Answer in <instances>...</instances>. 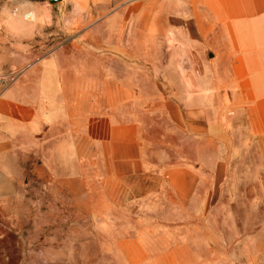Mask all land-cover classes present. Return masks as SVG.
I'll use <instances>...</instances> for the list:
<instances>
[{"label":"rangeland","instance_id":"1","mask_svg":"<svg viewBox=\"0 0 264 264\" xmlns=\"http://www.w3.org/2000/svg\"><path fill=\"white\" fill-rule=\"evenodd\" d=\"M169 1L179 6L182 0H0V88L56 48L65 71L78 56L80 70L97 79L125 72L150 52L140 42L154 34L157 14L168 11ZM214 1L236 14H254L264 25V0ZM119 41L127 47L118 48ZM192 50L205 65L217 60L210 44H202V55ZM190 84V103L172 95L177 111L146 113L144 136L135 142L121 143L119 129L111 144L91 137L85 117L91 105L80 96L73 107L79 126L72 135L65 116L62 147L44 145L40 135L22 141L16 152H7L11 141L3 146L0 264H264V251L255 249L264 246V103L235 111L222 88L227 105L220 102V111L212 112L201 96L202 81ZM141 86L150 85L141 80ZM189 110L192 117L200 110L219 115L225 141L185 133ZM215 156L223 175L204 187ZM175 169L180 173L173 175Z\"/></svg>","mask_w":264,"mask_h":264},{"label":"crops","instance_id":"2","mask_svg":"<svg viewBox=\"0 0 264 264\" xmlns=\"http://www.w3.org/2000/svg\"><path fill=\"white\" fill-rule=\"evenodd\" d=\"M199 1L182 0L179 6L169 1L168 11L157 14L159 23L150 31L154 34L144 36L140 42L150 52H145L140 64L127 66L123 73L104 72L97 79L91 72L80 70L78 56L73 57L70 71H65L59 48L35 61L38 67L6 89L0 88V152L9 141L13 147L7 152H16L22 141L26 143V139L37 135L44 145L62 147L65 116L72 135L79 126V111L75 110L74 117L73 107L79 104L80 96L87 97L91 105L92 113L85 116L91 128L89 135L99 137L100 144H111L114 140L108 138L117 136L116 129L125 139H121V143L140 140L139 137L144 136L146 113L177 111L172 95L181 97L180 102L184 104L190 103L186 96L192 92V79L202 81L201 96L208 98L209 111L219 112L220 102L227 105L222 88H227L228 96H232L235 111L251 112L252 101L264 103V25L257 24L254 14L233 13L214 0H206L201 7ZM198 9L203 10L198 12ZM188 10L193 13V24L185 19ZM204 11L210 13L204 14ZM143 28L144 33L148 24ZM120 41L115 43L118 48H126ZM173 41H179L180 45L172 44ZM202 44H210L217 52V60L209 66L192 50L197 48V53L202 55ZM141 80L148 81L150 86L142 87ZM206 80L215 82L210 86L204 83ZM248 85L253 89L246 88ZM128 105L134 108L129 109ZM190 112L192 110L184 118L185 133L200 132L204 134L203 141H225L224 123L219 115L209 116L205 110H200V117H192ZM99 128L104 129L103 135L97 132ZM133 130L135 134L128 135ZM216 156L215 164L206 165L210 171L206 172L208 179H203L204 187H208L209 181L212 186L223 175V162L219 163ZM176 170L173 175L180 173ZM179 170L189 176L193 174L189 168ZM173 179L175 181V177ZM255 247L258 252L264 251V246L255 244Z\"/></svg>","mask_w":264,"mask_h":264},{"label":"built area","instance_id":"3","mask_svg":"<svg viewBox=\"0 0 264 264\" xmlns=\"http://www.w3.org/2000/svg\"><path fill=\"white\" fill-rule=\"evenodd\" d=\"M1 80H3V77H1V75H0V81H1Z\"/></svg>","mask_w":264,"mask_h":264},{"label":"water","instance_id":"4","mask_svg":"<svg viewBox=\"0 0 264 264\" xmlns=\"http://www.w3.org/2000/svg\"><path fill=\"white\" fill-rule=\"evenodd\" d=\"M51 1H55V0H51Z\"/></svg>","mask_w":264,"mask_h":264}]
</instances>
